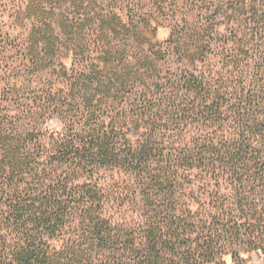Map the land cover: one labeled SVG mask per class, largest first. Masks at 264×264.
<instances>
[{
  "label": "trees",
  "instance_id": "1",
  "mask_svg": "<svg viewBox=\"0 0 264 264\" xmlns=\"http://www.w3.org/2000/svg\"><path fill=\"white\" fill-rule=\"evenodd\" d=\"M234 1L229 35L159 41L125 0H27L24 40L0 29V264L264 257V0Z\"/></svg>",
  "mask_w": 264,
  "mask_h": 264
},
{
  "label": "rangeland",
  "instance_id": "2",
  "mask_svg": "<svg viewBox=\"0 0 264 264\" xmlns=\"http://www.w3.org/2000/svg\"><path fill=\"white\" fill-rule=\"evenodd\" d=\"M26 1L0 0V29L7 32L10 38H14L17 43L24 40L26 32L29 29V24L26 21L17 23V26L13 22L15 13L25 6ZM219 2L222 3L223 0H125L124 4H120L119 7L121 8L126 4L132 3L136 9L142 11L153 10L150 25L157 28L155 38L159 41H164L177 25H184L190 22L203 23L208 28L212 27V30L208 29L210 31L209 33L212 32V35H216L218 32L229 35L231 30L239 24L238 20L232 16V8L236 7V2L234 1L231 6H227V10H225V6L223 9H217L218 6L216 5ZM160 8L161 10H157ZM240 12L245 17L248 16L243 10ZM242 15L241 17H243ZM62 61L70 68L71 63L69 57L62 56ZM55 79L56 73H54L53 69H50L37 80L39 87L45 90L50 86L54 87ZM57 86L58 84H56ZM47 127L52 128V130H58L60 125L53 118L48 121ZM121 176L118 173L106 171L100 172L96 179L101 185L107 186L116 184L118 180L122 181L124 177ZM116 206H114L111 212L117 219H130L133 217V214L124 205L122 207ZM243 257L246 260L245 264H264V257L259 251L245 253ZM228 263L232 264L230 262Z\"/></svg>",
  "mask_w": 264,
  "mask_h": 264
}]
</instances>
